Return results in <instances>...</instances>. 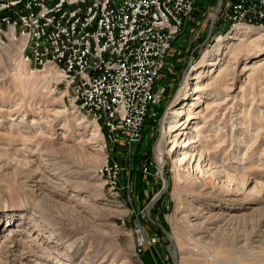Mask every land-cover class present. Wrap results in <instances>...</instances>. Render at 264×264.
Instances as JSON below:
<instances>
[{
	"label": "rangeland",
	"instance_id": "obj_1",
	"mask_svg": "<svg viewBox=\"0 0 264 264\" xmlns=\"http://www.w3.org/2000/svg\"><path fill=\"white\" fill-rule=\"evenodd\" d=\"M215 1L195 0L158 80L159 125L130 150L53 91L51 65L0 47V264H264V37L219 13L212 28ZM108 155L122 195L97 173ZM135 221L158 237L141 251Z\"/></svg>",
	"mask_w": 264,
	"mask_h": 264
},
{
	"label": "built area",
	"instance_id": "obj_2",
	"mask_svg": "<svg viewBox=\"0 0 264 264\" xmlns=\"http://www.w3.org/2000/svg\"><path fill=\"white\" fill-rule=\"evenodd\" d=\"M220 1V0H219ZM218 1V6H219ZM195 0H0V44L21 45L23 61L59 73L53 91L92 117L105 140L130 150L144 136L148 119L159 117L158 80L166 59L194 10ZM224 27L264 28V0H224L212 18ZM217 25V24H216ZM152 163H145L148 173ZM124 167L106 156L97 173L118 196ZM139 250L158 237L134 222Z\"/></svg>",
	"mask_w": 264,
	"mask_h": 264
},
{
	"label": "bare ground",
	"instance_id": "obj_3",
	"mask_svg": "<svg viewBox=\"0 0 264 264\" xmlns=\"http://www.w3.org/2000/svg\"><path fill=\"white\" fill-rule=\"evenodd\" d=\"M243 27H247V26H249V25H242ZM240 27V26H239ZM248 28H253V29H258V33H261V37H264V29H261L262 27H256V26H251V27H248ZM262 30H263V32H262ZM247 31V30H246ZM248 31H249V29H248ZM233 33V31H231L230 32V34H232ZM260 37V38H261ZM224 40V36H219V38H218V41H219V43L216 45V49L218 50V52H220V49H221V47H220V45H221V43H222V41ZM243 40V39H242ZM245 40V39H244ZM12 44H14V45H16V47L18 48V51H19V53L21 54V45L20 44H18V43H16V42H13ZM0 47H6V46H3V45H1L0 44ZM208 53L209 52H207V53H205V55H204V57L199 61V63H203L204 61H205V59L208 57ZM199 65V64H198ZM201 65V64H200ZM48 65H46V67H47ZM45 67V68H46ZM44 68V69H45ZM52 68H54L53 66H52ZM194 68V67H193ZM197 68V67H196ZM195 68V69H196ZM55 69V68H54ZM56 70V69H55ZM194 70V69H193ZM57 71V70H56ZM189 81V80H188ZM181 109V108H180ZM172 113H174V114H176V115H181V114H183L184 113V111H182V110H176L175 112H172ZM167 121V120H166ZM166 123V122H165ZM186 124V121L185 122H180L179 124H177V125H171L170 126V129H169V131L170 132H172V131H174L175 129H178V127L179 126H184ZM168 131V132H169ZM163 143V142H162ZM161 142H160V144H159V147H158V153H159V159L160 160H162V153L160 152L161 150ZM179 161H180V164H182V163H184V161L183 160H181V158L179 159ZM178 161V162H179ZM40 244V243H39ZM42 245V244H41Z\"/></svg>",
	"mask_w": 264,
	"mask_h": 264
},
{
	"label": "trees",
	"instance_id": "obj_4",
	"mask_svg": "<svg viewBox=\"0 0 264 264\" xmlns=\"http://www.w3.org/2000/svg\"><path fill=\"white\" fill-rule=\"evenodd\" d=\"M215 2H218V1H215ZM202 8V7H201ZM197 9L196 11H198V12H195V15H199L200 13H201V10L202 9ZM227 29H229V27L227 28ZM201 42V41H200ZM199 42V43H200ZM164 107H165V105L162 103L161 105H160V107H159V117L156 119V120H154V119H148L147 120V122H146V128H145V131H146V129L148 128V127H153V128H155L156 126H158L159 125V120H160V117L162 116V113H163V111H164ZM115 150V152L116 151H118V150H120L119 149V146H115L114 148H113V151ZM114 157H116L115 155H114ZM120 160V159H119ZM121 161V160H120ZM122 162V161H121Z\"/></svg>",
	"mask_w": 264,
	"mask_h": 264
},
{
	"label": "water",
	"instance_id": "obj_5",
	"mask_svg": "<svg viewBox=\"0 0 264 264\" xmlns=\"http://www.w3.org/2000/svg\"><path fill=\"white\" fill-rule=\"evenodd\" d=\"M222 4H223V0H220V1H219V6H218V8H220ZM161 194H162V192H159V193L153 198L152 202L156 201V199H158V198L160 197Z\"/></svg>",
	"mask_w": 264,
	"mask_h": 264
},
{
	"label": "crops",
	"instance_id": "obj_6",
	"mask_svg": "<svg viewBox=\"0 0 264 264\" xmlns=\"http://www.w3.org/2000/svg\"><path fill=\"white\" fill-rule=\"evenodd\" d=\"M144 134H145V132H144Z\"/></svg>",
	"mask_w": 264,
	"mask_h": 264
}]
</instances>
